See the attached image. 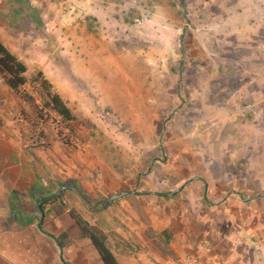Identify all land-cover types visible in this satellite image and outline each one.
<instances>
[{
    "label": "rangeland",
    "instance_id": "374dc122",
    "mask_svg": "<svg viewBox=\"0 0 264 264\" xmlns=\"http://www.w3.org/2000/svg\"><path fill=\"white\" fill-rule=\"evenodd\" d=\"M0 41L27 66L5 129L40 142L76 240L80 219L119 264H264V0H4Z\"/></svg>",
    "mask_w": 264,
    "mask_h": 264
},
{
    "label": "crops",
    "instance_id": "0c3cea01",
    "mask_svg": "<svg viewBox=\"0 0 264 264\" xmlns=\"http://www.w3.org/2000/svg\"><path fill=\"white\" fill-rule=\"evenodd\" d=\"M2 83L1 90H11ZM10 111L0 101V264H103L87 237L76 240L70 233L72 221L63 226L55 214L41 215L38 201L53 194L40 177L41 145L23 137L14 124L5 129ZM62 233L68 241L60 247L55 237Z\"/></svg>",
    "mask_w": 264,
    "mask_h": 264
},
{
    "label": "trees",
    "instance_id": "16d2710c",
    "mask_svg": "<svg viewBox=\"0 0 264 264\" xmlns=\"http://www.w3.org/2000/svg\"><path fill=\"white\" fill-rule=\"evenodd\" d=\"M26 72V64L0 41V75H2L6 85L12 91L18 92L19 89L27 83ZM38 76L36 81L38 82L42 96V107L47 111L54 112L68 127H70L71 121L74 119L71 109L66 105L59 94L51 91L49 82L41 78V72H38ZM135 192L139 194L137 190ZM152 194L164 195V192L155 191L152 192ZM58 199L59 196L57 193L49 194L40 199L38 201V209L41 215L45 214L46 205H48V203L56 202ZM75 224L80 235L90 240V243L98 252L103 264H119L108 245V236L100 226L97 224H86L80 219H76ZM55 239L60 247H63L68 241L65 233L57 235Z\"/></svg>",
    "mask_w": 264,
    "mask_h": 264
},
{
    "label": "built area",
    "instance_id": "2783aa9c",
    "mask_svg": "<svg viewBox=\"0 0 264 264\" xmlns=\"http://www.w3.org/2000/svg\"><path fill=\"white\" fill-rule=\"evenodd\" d=\"M4 2V0H0V5ZM175 264H205L202 261H199L190 256H184L178 260Z\"/></svg>",
    "mask_w": 264,
    "mask_h": 264
},
{
    "label": "water",
    "instance_id": "95a60500",
    "mask_svg": "<svg viewBox=\"0 0 264 264\" xmlns=\"http://www.w3.org/2000/svg\"><path fill=\"white\" fill-rule=\"evenodd\" d=\"M190 179H188V180H186V182L187 181H189ZM183 186V185H182ZM174 193V192H173ZM234 193L235 194H238L239 192H237V191H234ZM119 196H122V195H124V193H120V194H118ZM264 195V194H263ZM116 197H118V196H114V197H110V198H108L107 200H113L114 198H116ZM245 199H249V197H246Z\"/></svg>",
    "mask_w": 264,
    "mask_h": 264
}]
</instances>
